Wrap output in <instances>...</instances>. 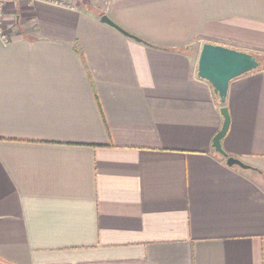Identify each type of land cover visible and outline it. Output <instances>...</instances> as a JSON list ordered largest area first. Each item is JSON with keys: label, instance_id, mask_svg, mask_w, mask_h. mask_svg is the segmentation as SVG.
Returning a JSON list of instances; mask_svg holds the SVG:
<instances>
[{"label": "crops", "instance_id": "crops-1", "mask_svg": "<svg viewBox=\"0 0 264 264\" xmlns=\"http://www.w3.org/2000/svg\"><path fill=\"white\" fill-rule=\"evenodd\" d=\"M4 6L0 264H264V0ZM204 42L261 62L225 97L249 168Z\"/></svg>", "mask_w": 264, "mask_h": 264}, {"label": "water", "instance_id": "water-1", "mask_svg": "<svg viewBox=\"0 0 264 264\" xmlns=\"http://www.w3.org/2000/svg\"><path fill=\"white\" fill-rule=\"evenodd\" d=\"M101 21L114 27L124 35L132 39L141 40L135 35H132L118 27L106 15L101 16ZM197 61V76L206 80L212 86L213 92L221 104L218 109L223 117L221 128L214 135L212 146L218 153L226 157V163L229 166H239L241 168H249V165L243 161L227 156L221 149V139L226 134L229 127V113L225 106L228 84L232 79H235L243 74L257 69L261 62L251 53L241 51L240 49L229 48L220 44L204 42L201 45Z\"/></svg>", "mask_w": 264, "mask_h": 264}, {"label": "built area", "instance_id": "built-area-1", "mask_svg": "<svg viewBox=\"0 0 264 264\" xmlns=\"http://www.w3.org/2000/svg\"><path fill=\"white\" fill-rule=\"evenodd\" d=\"M6 0H0V36L3 40H7V35L5 32V20L4 18V9H5Z\"/></svg>", "mask_w": 264, "mask_h": 264}, {"label": "rangeland", "instance_id": "rangeland-1", "mask_svg": "<svg viewBox=\"0 0 264 264\" xmlns=\"http://www.w3.org/2000/svg\"><path fill=\"white\" fill-rule=\"evenodd\" d=\"M263 57V58H262ZM261 59L263 60V63H262V65L264 64V55L263 56H261Z\"/></svg>", "mask_w": 264, "mask_h": 264}, {"label": "trees", "instance_id": "trees-1", "mask_svg": "<svg viewBox=\"0 0 264 264\" xmlns=\"http://www.w3.org/2000/svg\"><path fill=\"white\" fill-rule=\"evenodd\" d=\"M144 43H146V42L144 41ZM146 44H148V43H146ZM263 65H264V64H263ZM263 65H261V66H263ZM261 66H259V67H261ZM259 67H258V68H259ZM215 96H216V95H215Z\"/></svg>", "mask_w": 264, "mask_h": 264}]
</instances>
